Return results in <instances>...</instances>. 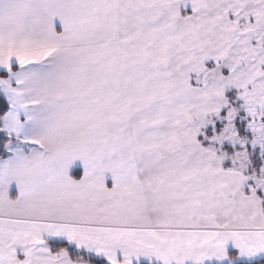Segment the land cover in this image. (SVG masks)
Masks as SVG:
<instances>
[{
    "label": "snow or ice",
    "instance_id": "snow-or-ice-1",
    "mask_svg": "<svg viewBox=\"0 0 264 264\" xmlns=\"http://www.w3.org/2000/svg\"><path fill=\"white\" fill-rule=\"evenodd\" d=\"M0 264H264V0H0Z\"/></svg>",
    "mask_w": 264,
    "mask_h": 264
},
{
    "label": "crops",
    "instance_id": "crops-1",
    "mask_svg": "<svg viewBox=\"0 0 264 264\" xmlns=\"http://www.w3.org/2000/svg\"><path fill=\"white\" fill-rule=\"evenodd\" d=\"M75 167H79V162L77 161V162H75ZM76 178H79V174L77 173V177ZM11 195H15V192H14V190L10 193Z\"/></svg>",
    "mask_w": 264,
    "mask_h": 264
}]
</instances>
